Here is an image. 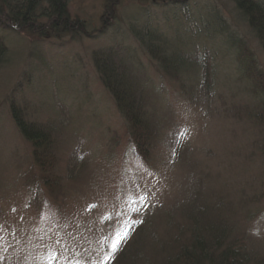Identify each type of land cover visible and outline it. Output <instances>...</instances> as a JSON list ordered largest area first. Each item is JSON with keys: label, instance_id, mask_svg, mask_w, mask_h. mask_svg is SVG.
I'll list each match as a JSON object with an SVG mask.
<instances>
[{"label": "rangeland", "instance_id": "1", "mask_svg": "<svg viewBox=\"0 0 264 264\" xmlns=\"http://www.w3.org/2000/svg\"><path fill=\"white\" fill-rule=\"evenodd\" d=\"M168 1L119 0L113 5L115 17L109 19L105 0H69L72 16L83 17L88 28L85 36L73 43L68 38L44 36L41 40L22 32L17 34L20 38L12 32L0 33L13 55L0 66V264H108L112 258L105 261V256L114 253L111 242L116 232L122 242L147 210L180 207L187 200L185 189L200 178L211 188L210 203L224 197L241 209L238 202L250 200L242 209L249 214L247 225L241 223L237 234L254 257L259 253L264 260V155L256 159L258 149L264 148V133L254 128L248 137L222 107L224 97L237 87L239 55L255 54L249 56L264 67V51L250 24L238 20L240 11L230 0ZM201 7L229 22L244 41L238 57L229 49L215 50L206 36L198 39L194 18ZM171 14L177 17L170 18ZM150 28H160L158 32L170 41H180L173 31L197 36L198 51L206 58L203 61L215 66L201 72L212 76L210 87L181 85L166 78L160 81L157 67L146 65L145 49L134 40L139 29ZM33 40L41 41L32 48ZM101 48L135 55L145 64L141 65L145 97L154 102L150 113L162 126L157 144L148 154L139 153L138 157L130 146L124 116L97 80L91 57ZM76 58L84 60L81 66L74 65ZM66 61L76 78L66 79ZM68 81L78 82L77 87L89 97L88 103L81 96L78 101L72 99L69 108L64 107L70 105ZM224 86L229 87L226 90ZM14 93L18 103L10 101ZM210 93L214 96L211 100ZM11 102L19 105L16 108L30 121L48 130L55 157L53 170L42 172L41 164L32 158L31 142L9 116ZM69 113H77L74 122L67 123ZM248 138H257V145L234 150V143H246ZM174 143L178 145L176 155L171 150ZM190 159L195 162L193 170L185 167ZM242 163L247 171L234 182L230 168ZM153 221L155 227L161 222ZM159 234H165L163 228Z\"/></svg>", "mask_w": 264, "mask_h": 264}, {"label": "trees", "instance_id": "2", "mask_svg": "<svg viewBox=\"0 0 264 264\" xmlns=\"http://www.w3.org/2000/svg\"><path fill=\"white\" fill-rule=\"evenodd\" d=\"M118 1L105 2L104 10L106 13H104L111 14H108V17L109 15L111 17L109 19L115 17V6L113 5L117 4ZM161 1L165 4L169 2L168 0ZM235 1L237 10L240 11L245 22L250 24L249 28L264 51V4L261 3L262 0ZM68 2L69 0H0V33L10 34L12 32L17 38H20L17 34L22 32L29 36H36L41 40L46 36L60 40L68 38L71 43L76 39H82L88 32L86 22L81 16V18L71 16ZM165 4L161 6L163 10L166 8ZM167 7L170 9L173 7L172 1ZM201 8V13L194 18L198 25L195 27L199 35L198 39L200 36L203 39L206 36L209 42L214 43H210V45L215 47V50L217 47L223 49L224 52L229 49L235 57H238L240 48L244 46L241 43V41L244 42L241 37L235 35L229 22L222 20L218 14L211 16V13L204 10L203 7ZM176 17L175 14H171L170 18ZM159 30L161 29H139L134 34V40L138 46H141L142 50L145 49L144 56L147 57L148 61L146 65L155 64L157 67L155 74L161 78L160 81L163 82L166 78L167 81H175L181 85L191 83L195 86L202 87L203 84L209 86L212 83V76L201 72L215 66L203 61L206 58H203L202 52L198 51L197 36L193 37L183 30L181 33L173 31L174 36L180 41H175L173 38L170 41L169 38L160 34ZM130 33L133 34V32ZM40 41L33 40L32 48ZM9 48L10 45L0 34V66L13 58ZM122 54L117 49L101 48L97 49L91 58L94 62L95 72H97V80H100L109 96L116 101L117 109L122 112L121 116H124L127 124L130 146L140 157L142 153L148 154L151 146L155 147L157 144L155 141L158 140L157 137L162 126H159V121L155 118L156 115L153 116L150 113L154 102L152 103L150 99L145 97V83L142 78L145 69L141 66L145 64L140 63L135 55ZM35 55L39 57L36 52ZM249 55L255 54L249 52L244 54L243 52L239 55L238 58L241 59L238 60L240 70L235 83L237 87L230 89L222 104L229 119H234L240 127H243V132L248 137L249 132L254 128L264 133V67L257 64L254 59L252 60ZM196 60L202 61L198 63ZM83 62V59L76 58V61L74 59L75 66H81ZM70 64L66 61L63 67L64 75L68 80L73 77L76 78V73ZM68 83L69 91L67 94L70 105L67 104L64 107L72 106V99L78 101L81 96L84 97L83 102L88 103L89 97L84 90L81 91L77 87L79 86L78 82L68 81ZM228 87L224 86L223 88L227 90ZM150 90L153 89L150 88ZM182 97L186 99L184 94ZM213 97L210 93L209 99L211 100ZM13 99L18 103L15 93L10 101ZM153 100L156 99L153 98ZM208 104L211 105V102ZM83 105L81 106L82 109L84 108ZM16 106L19 108V105L15 103L9 105V116L18 126L21 135L31 142L33 147L32 158L35 159L36 163L41 164L39 168L42 172L48 169L53 170L55 157L51 155L53 144L51 136L46 132L48 130L40 124H34ZM75 114L77 113H69L66 116L67 123L74 122ZM80 114L82 116V113ZM243 123L245 125H242ZM239 138L241 141L242 135ZM256 140L257 138H254L249 141L248 138L246 143H234L236 145L234 150L240 151L247 147L256 146ZM263 149H258L256 159H263ZM171 150H174L176 155L178 145L174 143ZM188 161L189 164L185 167L193 170L195 162L193 159ZM255 164L259 166L256 161ZM245 169L246 166L243 163L236 168H230L232 180L238 182L239 178L244 175L243 172L247 171ZM192 176L193 174L189 175V177ZM215 179L218 180V178ZM210 189L208 184L202 182V178L199 181L195 179L194 184H190L185 189L187 200L184 204L179 205L180 207H154L147 210L142 216V221L133 228L134 232L131 238L124 245L118 247L111 255L112 260L107 263L247 264L253 261L255 264H264L262 256L256 253V257H254L252 252L243 246L242 240L237 234L242 230L241 223L247 225L246 219L249 214L242 209L246 203L249 204L248 201L250 200H245L246 203L240 200L238 203L242 206L241 209H239L238 204L235 206L231 199L224 197H219L215 202L210 203L208 199ZM238 198L239 196L237 200ZM159 219L161 222L155 227L153 220ZM160 228L164 229L165 234H159ZM0 246H2L1 241ZM0 257L2 258V256Z\"/></svg>", "mask_w": 264, "mask_h": 264}, {"label": "snow or ice", "instance_id": "3", "mask_svg": "<svg viewBox=\"0 0 264 264\" xmlns=\"http://www.w3.org/2000/svg\"><path fill=\"white\" fill-rule=\"evenodd\" d=\"M121 239L122 237H120V234L119 232H116L115 235L113 236L112 238V242H111V249L112 251H115L118 249L120 243H121ZM111 257V253H108L106 256H105V261L107 259H109Z\"/></svg>", "mask_w": 264, "mask_h": 264}, {"label": "bare ground", "instance_id": "4", "mask_svg": "<svg viewBox=\"0 0 264 264\" xmlns=\"http://www.w3.org/2000/svg\"><path fill=\"white\" fill-rule=\"evenodd\" d=\"M111 2V0H105V2ZM231 1V3H232V5H234V9H237V3H236V1L235 0H230ZM261 3L262 4H264V2H263V0L261 1ZM238 12H239V10H238ZM72 16V15H71ZM236 17L238 18V20H240L241 21V23H244L245 24V26H247L248 25V22H245V20L242 18V16L240 15V12L237 14L236 13Z\"/></svg>", "mask_w": 264, "mask_h": 264}]
</instances>
